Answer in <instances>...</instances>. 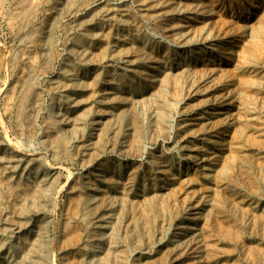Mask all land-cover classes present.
<instances>
[{
  "label": "rangeland",
  "instance_id": "374dc122",
  "mask_svg": "<svg viewBox=\"0 0 264 264\" xmlns=\"http://www.w3.org/2000/svg\"><path fill=\"white\" fill-rule=\"evenodd\" d=\"M0 264H264V0H0Z\"/></svg>",
  "mask_w": 264,
  "mask_h": 264
}]
</instances>
